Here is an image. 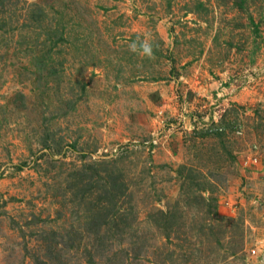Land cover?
Wrapping results in <instances>:
<instances>
[{"label":"rangeland","instance_id":"374dc122","mask_svg":"<svg viewBox=\"0 0 264 264\" xmlns=\"http://www.w3.org/2000/svg\"><path fill=\"white\" fill-rule=\"evenodd\" d=\"M0 264H264V0H0Z\"/></svg>","mask_w":264,"mask_h":264},{"label":"clouds","instance_id":"9594fccd","mask_svg":"<svg viewBox=\"0 0 264 264\" xmlns=\"http://www.w3.org/2000/svg\"><path fill=\"white\" fill-rule=\"evenodd\" d=\"M128 48L132 53L146 56L148 58L153 56V45L148 40H140L138 38L136 41L131 42L128 45Z\"/></svg>","mask_w":264,"mask_h":264}]
</instances>
